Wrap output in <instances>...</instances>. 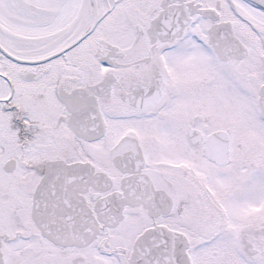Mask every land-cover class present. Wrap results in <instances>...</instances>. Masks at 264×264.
Instances as JSON below:
<instances>
[{
	"label": "snow or ice",
	"instance_id": "6c2138e0",
	"mask_svg": "<svg viewBox=\"0 0 264 264\" xmlns=\"http://www.w3.org/2000/svg\"><path fill=\"white\" fill-rule=\"evenodd\" d=\"M0 264H264V0H0Z\"/></svg>",
	"mask_w": 264,
	"mask_h": 264
}]
</instances>
